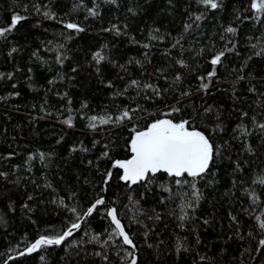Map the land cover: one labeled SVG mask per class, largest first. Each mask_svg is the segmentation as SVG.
<instances>
[{
  "label": "trees",
  "instance_id": "obj_1",
  "mask_svg": "<svg viewBox=\"0 0 264 264\" xmlns=\"http://www.w3.org/2000/svg\"><path fill=\"white\" fill-rule=\"evenodd\" d=\"M161 125L206 140L204 169L129 181ZM135 253L264 264V0H0V264Z\"/></svg>",
  "mask_w": 264,
  "mask_h": 264
},
{
  "label": "water",
  "instance_id": "obj_2",
  "mask_svg": "<svg viewBox=\"0 0 264 264\" xmlns=\"http://www.w3.org/2000/svg\"><path fill=\"white\" fill-rule=\"evenodd\" d=\"M132 150V157L126 163L117 165V167L121 169L129 181L134 182L143 181L149 175L181 176L183 174H197L204 169L210 155L208 144L203 137L172 133L167 125L156 126L148 131L138 132L134 137ZM102 204V200L97 202L88 211L81 223L67 230L61 239H39L28 250L14 256L7 263L36 251L40 244L62 245L71 233L80 228L91 211L97 205ZM109 216L127 246L135 250L134 244L122 223L116 217L115 210L112 207L109 208ZM136 261L137 253L134 254L130 264H135Z\"/></svg>",
  "mask_w": 264,
  "mask_h": 264
},
{
  "label": "rangeland",
  "instance_id": "obj_3",
  "mask_svg": "<svg viewBox=\"0 0 264 264\" xmlns=\"http://www.w3.org/2000/svg\"><path fill=\"white\" fill-rule=\"evenodd\" d=\"M179 132H181V133H183V135L185 134V133H187L185 130H183V129H181V130H179ZM186 135V134H185Z\"/></svg>",
  "mask_w": 264,
  "mask_h": 264
}]
</instances>
